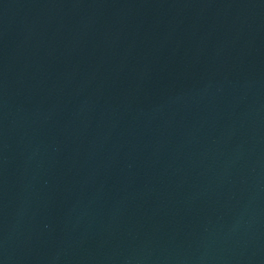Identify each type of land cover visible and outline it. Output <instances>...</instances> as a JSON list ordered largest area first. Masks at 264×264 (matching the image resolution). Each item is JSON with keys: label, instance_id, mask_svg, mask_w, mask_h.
I'll return each mask as SVG.
<instances>
[{"label": "water", "instance_id": "1", "mask_svg": "<svg viewBox=\"0 0 264 264\" xmlns=\"http://www.w3.org/2000/svg\"><path fill=\"white\" fill-rule=\"evenodd\" d=\"M0 264H264V0H0Z\"/></svg>", "mask_w": 264, "mask_h": 264}]
</instances>
